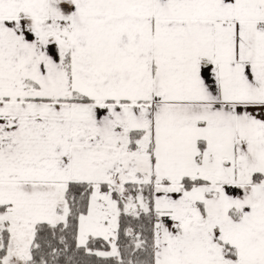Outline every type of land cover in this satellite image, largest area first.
<instances>
[{"label": "snow or ice", "instance_id": "obj_1", "mask_svg": "<svg viewBox=\"0 0 264 264\" xmlns=\"http://www.w3.org/2000/svg\"><path fill=\"white\" fill-rule=\"evenodd\" d=\"M0 264H264V0H0Z\"/></svg>", "mask_w": 264, "mask_h": 264}]
</instances>
